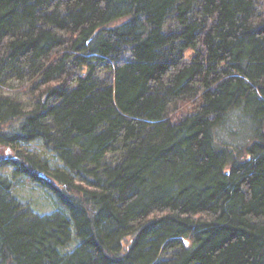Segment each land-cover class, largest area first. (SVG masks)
<instances>
[{"label":"trees","instance_id":"1","mask_svg":"<svg viewBox=\"0 0 264 264\" xmlns=\"http://www.w3.org/2000/svg\"><path fill=\"white\" fill-rule=\"evenodd\" d=\"M0 150V264H264V0H0Z\"/></svg>","mask_w":264,"mask_h":264},{"label":"rangeland","instance_id":"2","mask_svg":"<svg viewBox=\"0 0 264 264\" xmlns=\"http://www.w3.org/2000/svg\"><path fill=\"white\" fill-rule=\"evenodd\" d=\"M0 152L2 154H5V150H0ZM28 198L30 200H32L33 202H35V204L37 205V207H39L41 210L46 211L49 209V205L47 202L43 201L41 195L39 192L35 191V190H29V192L27 193ZM38 211V210H37Z\"/></svg>","mask_w":264,"mask_h":264}]
</instances>
